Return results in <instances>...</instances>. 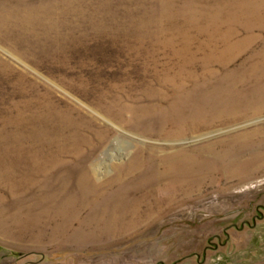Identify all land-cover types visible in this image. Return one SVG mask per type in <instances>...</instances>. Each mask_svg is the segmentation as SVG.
Masks as SVG:
<instances>
[{"label": "rangeland", "instance_id": "obj_1", "mask_svg": "<svg viewBox=\"0 0 264 264\" xmlns=\"http://www.w3.org/2000/svg\"><path fill=\"white\" fill-rule=\"evenodd\" d=\"M257 94L264 0H0V264H264Z\"/></svg>", "mask_w": 264, "mask_h": 264}, {"label": "bare ground", "instance_id": "obj_2", "mask_svg": "<svg viewBox=\"0 0 264 264\" xmlns=\"http://www.w3.org/2000/svg\"><path fill=\"white\" fill-rule=\"evenodd\" d=\"M262 91H260V93L258 92V94H261ZM257 95L255 96H252L251 98L248 99V102H245L244 105L241 106V113L243 116H245L246 118H249V117H255L257 115H259V113L262 111V109L264 108V100H262V104L261 102H259L257 105H254V98H256ZM261 99V98H260ZM263 99V98H262ZM215 101H213L214 103ZM228 104H225L223 102H218L216 101L213 105V114H217L219 116L221 115H224L226 113H230V112H235L237 111L238 112V105H228ZM236 106V107H235ZM179 107H182L183 110L185 111L183 114V117L186 113V115L188 114L189 117H191V119L193 118V110L197 112V109H195L192 105H188L186 104V106L184 105H178V107H175V108H178ZM174 108V109H175ZM173 109V111H174ZM188 109V110H187ZM178 113V112H177ZM220 118V117H219ZM194 131V130H193ZM181 132L180 130H175V131H170L168 132L171 136H175V135H179L178 133ZM167 133V134H168ZM248 133V132H247ZM179 151H182L183 153H180ZM179 151H174L172 153H174V155H171V158H167L166 159V162H165V158L163 159V162H164V169L162 170H165L164 173L167 175V177H170L174 174H184V173H187V172H190L192 170V167L194 165V162H195V159L193 157L192 154H186V152L188 153V147H184V148H180ZM192 150H190L191 152ZM179 152V153H178ZM160 153V152H159ZM193 153V152H192ZM227 154V153H226ZM168 156V155H167ZM227 156V155H226ZM197 158V157H196ZM257 158V157H256ZM179 159V160H178ZM160 161V160H159ZM176 161H180V163L176 166L173 165V162H176ZM130 162H131V165L129 168L125 169V173H123V170H121L119 168L120 171H122V173L125 175H128L130 172H132L134 169L138 170L140 168L139 166V162L136 163V159L134 157H131L130 159ZM246 164V162H245ZM176 165V164H175ZM236 165V164H235ZM126 168V167H125ZM236 169V168H235ZM234 170V169H233ZM120 171L118 172L117 170V174L111 178V180H109V182L111 181H121V179H118L120 178V176H117ZM155 174H159L156 176V178L158 179L157 181L161 180L162 178V174L161 173H158L157 171H160L158 169H154L152 170ZM241 172V171H240ZM244 172V171H242ZM248 172V171H247ZM121 173V174H122ZM122 174V175H123ZM178 177V176H177ZM84 184L87 185L88 187H97L96 184L92 185L91 186V183H90V179L91 177L89 176L88 173H85L84 176ZM153 179V178H152ZM90 184V185H89ZM89 187V188H90Z\"/></svg>", "mask_w": 264, "mask_h": 264}]
</instances>
